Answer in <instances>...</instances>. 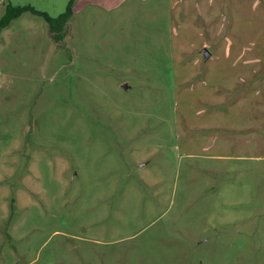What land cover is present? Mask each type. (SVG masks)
Instances as JSON below:
<instances>
[{"label":"rangeland","instance_id":"rangeland-1","mask_svg":"<svg viewBox=\"0 0 264 264\" xmlns=\"http://www.w3.org/2000/svg\"><path fill=\"white\" fill-rule=\"evenodd\" d=\"M68 2L0 0V16L56 18ZM254 90L264 0H76L62 43L44 17L14 19L0 33V264H264L259 164L234 171L206 140L248 126Z\"/></svg>","mask_w":264,"mask_h":264},{"label":"crops","instance_id":"crops-1","mask_svg":"<svg viewBox=\"0 0 264 264\" xmlns=\"http://www.w3.org/2000/svg\"><path fill=\"white\" fill-rule=\"evenodd\" d=\"M210 56L205 58L208 60ZM231 65L235 66V63H231ZM214 98L221 99L220 101H222L225 95L215 92ZM248 99L250 104L246 109V114H248V126L246 128L238 122V124H235L233 134L229 132L218 135L216 138L209 134L206 136V140L207 145H215L217 148L223 149V153L218 154L216 157L225 161H232L234 163L231 166L232 170L235 171L237 168L241 170L246 169L244 165H238L235 162L250 161L253 164L258 163L259 165H256L257 167L253 170L257 169L258 174L264 179V90H254ZM213 111L216 113L217 109L215 108ZM235 113H237L238 117V115L244 114L245 111L237 109ZM218 114L215 115L216 120ZM238 120L241 119L239 118ZM207 156H210V154H207Z\"/></svg>","mask_w":264,"mask_h":264},{"label":"trees","instance_id":"trees-1","mask_svg":"<svg viewBox=\"0 0 264 264\" xmlns=\"http://www.w3.org/2000/svg\"><path fill=\"white\" fill-rule=\"evenodd\" d=\"M75 1L76 0H69L65 11L56 18L51 17L45 12H39L29 5L14 6L11 4H7L4 14L0 16V33L4 28L8 27L14 19L18 18L23 13L32 12L45 18L49 25V29L53 36V39H55V41L57 42L62 43L66 35V29L73 14V5Z\"/></svg>","mask_w":264,"mask_h":264},{"label":"water","instance_id":"water-1","mask_svg":"<svg viewBox=\"0 0 264 264\" xmlns=\"http://www.w3.org/2000/svg\"><path fill=\"white\" fill-rule=\"evenodd\" d=\"M203 54H204V56H205L206 58H208V57L210 56V53H209V51H208L207 49H204V50H203Z\"/></svg>","mask_w":264,"mask_h":264}]
</instances>
